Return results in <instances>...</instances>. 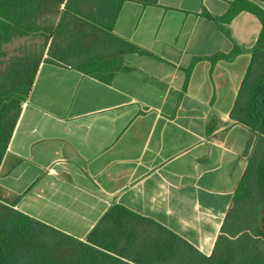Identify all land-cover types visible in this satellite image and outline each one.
I'll return each instance as SVG.
<instances>
[{"label":"crops","instance_id":"1","mask_svg":"<svg viewBox=\"0 0 264 264\" xmlns=\"http://www.w3.org/2000/svg\"><path fill=\"white\" fill-rule=\"evenodd\" d=\"M234 1L124 2L115 43L65 60L51 34L0 166V200L81 241L120 205L209 256L256 143L229 114L261 25L237 12L222 24L228 37L202 17ZM124 44L147 54L120 55ZM217 54L234 57L208 60Z\"/></svg>","mask_w":264,"mask_h":264},{"label":"trees","instance_id":"2","mask_svg":"<svg viewBox=\"0 0 264 264\" xmlns=\"http://www.w3.org/2000/svg\"><path fill=\"white\" fill-rule=\"evenodd\" d=\"M127 1L143 6L158 4V0H0V58L12 40L39 32L44 33L43 44L53 33L66 43L60 50L61 60L74 52L88 54L99 46L107 49V45L115 43L110 32ZM240 11L256 17L261 30L249 50L250 62L229 117L254 135L256 143L211 254L203 255L159 223L120 205L108 208L81 241L0 200V264H264V160L255 169L252 166L255 157H264V0H236L222 17H212L205 10L202 17L214 21L229 37L222 24H228ZM84 20L89 23L84 24ZM88 39L91 46L86 44ZM43 48L44 45L39 55L0 61V166ZM125 51L147 54L129 44H124L120 55ZM233 57L234 54H217L208 60L213 63ZM252 175L261 193L255 205L250 203L252 188L248 183ZM248 204L252 205L250 209Z\"/></svg>","mask_w":264,"mask_h":264},{"label":"rangeland","instance_id":"3","mask_svg":"<svg viewBox=\"0 0 264 264\" xmlns=\"http://www.w3.org/2000/svg\"><path fill=\"white\" fill-rule=\"evenodd\" d=\"M43 43H44V40L42 39V37H39L38 34L16 38L4 47L3 51L5 53V56L3 58H0V61L7 63V60L13 57H19V56H23L26 54L39 55V50L44 45ZM263 158H264L263 156H257L253 159L252 166L254 169L258 163L264 160ZM248 183H249V186L252 188L250 203L255 205L261 200V193L256 187L255 175L250 176ZM250 206L252 205L251 204L247 205L248 209H250Z\"/></svg>","mask_w":264,"mask_h":264}]
</instances>
